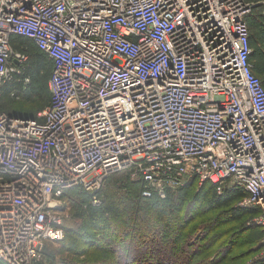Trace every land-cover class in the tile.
<instances>
[{"label": "built area", "instance_id": "built-area-1", "mask_svg": "<svg viewBox=\"0 0 264 264\" xmlns=\"http://www.w3.org/2000/svg\"><path fill=\"white\" fill-rule=\"evenodd\" d=\"M264 0H0V91L31 39L52 65L35 119L0 111V263L38 264L63 241L65 193L102 205L127 173L164 200L190 177L241 210L264 245V88L247 16Z\"/></svg>", "mask_w": 264, "mask_h": 264}, {"label": "trees", "instance_id": "trees-1", "mask_svg": "<svg viewBox=\"0 0 264 264\" xmlns=\"http://www.w3.org/2000/svg\"><path fill=\"white\" fill-rule=\"evenodd\" d=\"M248 28L249 45L251 47V27L249 24ZM10 43L16 50L22 53H25L26 51L27 56L29 57L26 63V72L27 76L30 79V82L23 92L26 94V99L28 100V102L32 103L36 109L32 115L26 113L18 114L10 110L0 109V111H5L15 117L35 119L38 113L47 106L50 100L48 80L50 77L52 65L48 56L40 51L31 39L23 37H13L10 40ZM251 57L252 53L250 55V62ZM251 64L252 73L258 78L256 72L254 71V65L252 62ZM8 82L4 84V87L1 90V94L4 93L6 89L8 90L10 87L16 88L18 90L20 89L21 84ZM108 180H110V178ZM197 183L198 181L196 178L190 177L184 187L177 191H169L164 200L159 199L155 195L152 198L142 197V184L140 183V197H137L136 201H134V205L128 206L126 204L121 209L120 203L119 207L116 206V208H114L116 210H114L111 205H108V202L112 199L110 198L109 200L110 192L115 195V193L111 191L110 188L108 190H104L106 202L105 205L102 206L103 197L101 193L105 187L104 185L103 189L100 192L102 205L95 208H91L90 205H87L83 208L82 214L77 215L76 213L74 216L79 217L77 219V227H68L66 225L67 221L64 219L63 228L65 231V236L63 241L59 243L64 246L71 245L73 248H75L77 252H74V249L71 247L69 251L74 252L77 257L82 255L84 257H93L94 260L92 262H94L95 264H141V261L145 256H142V254L140 256H134L133 254V252L142 249L140 245H142V247H146L147 256H150V254L156 252L155 248L159 242L162 243V245L165 244V249L168 247L167 241L171 237H173L176 243L180 245L184 243V238L186 236H193L197 232H200L201 235L199 236L198 241H191L192 243L186 244L187 247L194 248L197 246L196 244L204 237H206L208 233L211 234L215 232L216 227L219 228L221 224H224L227 221L239 223L240 220L246 215L251 213H254V215H256L258 213L257 209L253 208L246 210L237 208V203L246 195V192H244L243 190H238L235 192L225 190L222 194H218L213 184L205 182L200 187H197ZM190 190H192V193H190ZM173 206L177 207L176 212L171 211ZM90 208L97 211L93 212L90 210ZM143 208L144 210H142ZM157 208L159 209L157 210ZM162 208L165 210L163 211ZM214 210L218 211L211 220H208L201 225L191 226L192 220H195L198 215H202L206 212ZM131 212L134 214H130ZM147 212H150V214H148ZM158 212H160V214ZM145 216L150 218V222L147 225L143 224L140 226L139 222L144 221L143 219ZM164 217L167 219L166 221ZM255 228L257 227H253L252 231L257 232V236L261 235V232H258V230ZM249 229H252V227H250ZM154 230L157 232L155 234H152L154 233ZM220 233L223 234V232ZM132 234H134L135 236L137 235V238L139 237V242L141 243L140 244L138 242L136 244V250L131 248V246L133 247V243L131 242V239H129V237L131 238ZM141 236H144L145 239H143L144 237ZM214 236L217 237L216 234ZM79 238H81V240ZM152 238H154L156 241H152ZM77 239H79V241ZM143 241H149V243H143ZM226 247L227 246L219 247V249L216 250V254H219L221 252L222 254H224L225 250L227 251ZM220 248H222L223 251ZM193 252H195V254L203 256L199 260V262H193L194 259L192 257V262H178V264H202L203 261L207 260L208 254L206 251H203L202 248L197 247L196 251ZM79 258L81 259V257ZM169 258L170 257L164 258V256H159V258L156 257L154 260L152 259V263L172 264ZM67 264L93 263L68 262Z\"/></svg>", "mask_w": 264, "mask_h": 264}, {"label": "rangeland", "instance_id": "rangeland-1", "mask_svg": "<svg viewBox=\"0 0 264 264\" xmlns=\"http://www.w3.org/2000/svg\"><path fill=\"white\" fill-rule=\"evenodd\" d=\"M248 1L256 2L257 0H248ZM247 23L251 27L250 28V35H251L250 42L252 47L251 62L254 65V71L256 72L258 78L262 81L264 86V13L260 6H255L250 11L249 15L247 16ZM23 55H24V60L20 64L19 70L17 71L19 74L16 75L14 78H12L10 80L11 82H8V83H17V84L19 83L21 84L20 89L21 88L22 89L18 90L16 88L10 87L8 90L6 89L5 92L2 94L0 91V97H1L0 109L14 111L15 113L18 114L26 113L32 115L35 112L36 108L32 103L28 102V100L26 99V94L23 92L30 82V79L27 76V72H26V63L29 57L27 56L26 51L25 53H23ZM3 87L4 85L2 86V88ZM139 184L140 183H138V181L130 178L127 175V173H118L112 176L110 180H108L107 183L105 184V187L101 193L103 197L102 206H104L106 202V197L104 196V190L106 189L108 190L109 188L111 191L115 193L114 195L110 192L109 200L110 198L112 199L111 201L108 202V205H111L113 209L116 208V206L119 207L120 203H121L120 206L121 209L126 204L128 206L134 205V201H136L137 197H140ZM197 187L200 186L198 185ZM190 191H191L190 193H192V190ZM64 201L68 205L67 216L65 217V220L67 221L66 225L68 227L78 226L77 219L79 217L78 216L76 217L74 215L76 213L77 215L82 214L84 207L90 205L91 208H95L94 206L91 205L88 194L79 189H72L67 191L65 193ZM69 206H70V210H69ZM91 208H90L91 211L93 212L97 211ZM158 209L159 208H157V210ZM142 210H144V208ZM164 210L165 209H163V211ZM171 211L176 212L177 207L173 206ZM217 211L216 210L209 211L202 215H198L195 218V220H192L191 226L201 225L202 223L211 220L212 217H214L217 214L216 213ZM147 213L150 214V212ZM158 213L160 214V212ZM130 214L133 215L134 213L131 212ZM255 216H257V214L254 215V213H251L243 217L239 223H235L233 221H227L224 224H221L219 228L216 227L215 232L211 234L207 232L208 234L206 235V237H204L201 241H199L196 244L197 246L194 248H189L186 246V244L192 243L191 241L193 242L198 241V238L201 235L200 232H197L193 236L191 235L189 237L185 235L186 237L184 238V243L180 245H178L175 239L171 237L167 241L168 247L165 249H164L165 244L162 245V243L159 242L155 248L156 252L150 254V256H147L146 247H142V245H140L142 249L133 252V254L134 256H140L141 254L142 256H145L143 257L141 264H154L152 263L153 260L156 257L159 258V256H164V258L170 257L169 259L172 264H178V262H188V261L192 262V257L194 259L193 262H199V260L203 256L199 254H195V252L193 251H196L197 247H200L202 248L203 251H206L208 254L207 260L203 261L202 264H264V245L262 243L261 229L259 227L255 228L258 230V232L259 231L261 232V235L257 236L256 235L257 232L252 231L253 227L256 226L247 225V223H249L252 220V218H254ZM149 219H150L149 217L145 216L143 219L144 221L139 222L140 226L143 224L145 225L149 224L150 222ZM166 220L167 219L165 218V221ZM250 227H252V229H249ZM219 231L223 232V234L220 233ZM156 232L157 231L154 230V233L152 234H155ZM215 234L217 235V237L214 236ZM79 239L81 240V238ZM79 239L77 240L79 241ZM129 239H131V242L133 243V247L131 246V248L135 249L136 244L139 242V237L137 238V235L135 236L134 234H132L131 238L129 237ZM143 239H145V237ZM152 239H153L152 241H156L154 238ZM149 241L148 242L143 241V243H149ZM45 245L46 246L42 252V258L38 264H67L68 262L70 263L90 262L95 264L94 262H92L94 260L93 257H88V256L84 257L83 255L79 256L81 257V259L77 257L74 254V252H77V250L73 248L71 245L64 246L61 243H47ZM222 246H227L226 247L227 251L225 250L224 254H222V252L216 254V250ZM70 247L74 249V252L69 251ZM220 249L223 251L222 248Z\"/></svg>", "mask_w": 264, "mask_h": 264}]
</instances>
